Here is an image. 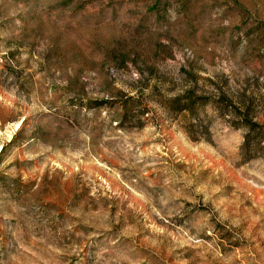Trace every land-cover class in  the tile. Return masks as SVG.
Segmentation results:
<instances>
[{
  "label": "rangeland",
  "instance_id": "1",
  "mask_svg": "<svg viewBox=\"0 0 264 264\" xmlns=\"http://www.w3.org/2000/svg\"><path fill=\"white\" fill-rule=\"evenodd\" d=\"M194 78L264 124V0H0V264H264V157L189 136Z\"/></svg>",
  "mask_w": 264,
  "mask_h": 264
},
{
  "label": "trees",
  "instance_id": "2",
  "mask_svg": "<svg viewBox=\"0 0 264 264\" xmlns=\"http://www.w3.org/2000/svg\"><path fill=\"white\" fill-rule=\"evenodd\" d=\"M204 81L216 84L210 79ZM134 100L133 97L120 99L124 117ZM165 100L177 114L187 112L190 115L191 121L187 125V132L193 140H207L211 134V118L221 117L231 126L245 131L241 147L244 160L264 157V124L255 111L258 101L256 95L243 91L236 97H230L221 86H216L215 91L209 93L203 90L200 81L194 78L192 85ZM208 109L211 110V115L208 114Z\"/></svg>",
  "mask_w": 264,
  "mask_h": 264
}]
</instances>
